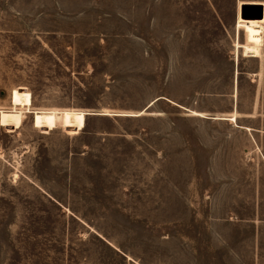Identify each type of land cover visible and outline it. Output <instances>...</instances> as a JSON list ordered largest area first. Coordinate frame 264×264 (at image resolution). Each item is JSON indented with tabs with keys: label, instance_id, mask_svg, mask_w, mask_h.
<instances>
[{
	"label": "rangeland",
	"instance_id": "1",
	"mask_svg": "<svg viewBox=\"0 0 264 264\" xmlns=\"http://www.w3.org/2000/svg\"><path fill=\"white\" fill-rule=\"evenodd\" d=\"M0 264H264V0H0Z\"/></svg>",
	"mask_w": 264,
	"mask_h": 264
},
{
	"label": "water",
	"instance_id": "2",
	"mask_svg": "<svg viewBox=\"0 0 264 264\" xmlns=\"http://www.w3.org/2000/svg\"><path fill=\"white\" fill-rule=\"evenodd\" d=\"M262 11V10H261ZM260 17H262V12H261V15H260Z\"/></svg>",
	"mask_w": 264,
	"mask_h": 264
}]
</instances>
